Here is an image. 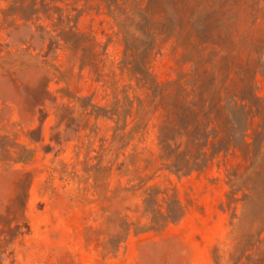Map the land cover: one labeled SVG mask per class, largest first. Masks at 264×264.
<instances>
[{
	"label": "rangeland",
	"instance_id": "1",
	"mask_svg": "<svg viewBox=\"0 0 264 264\" xmlns=\"http://www.w3.org/2000/svg\"><path fill=\"white\" fill-rule=\"evenodd\" d=\"M0 264H264V0H0Z\"/></svg>",
	"mask_w": 264,
	"mask_h": 264
},
{
	"label": "trees",
	"instance_id": "2",
	"mask_svg": "<svg viewBox=\"0 0 264 264\" xmlns=\"http://www.w3.org/2000/svg\"><path fill=\"white\" fill-rule=\"evenodd\" d=\"M167 212V215H165L163 212L160 214L162 217L160 220L157 217L155 218V216L152 218V229L161 230L169 223L179 221L184 216L185 209L179 202H176L168 206Z\"/></svg>",
	"mask_w": 264,
	"mask_h": 264
}]
</instances>
